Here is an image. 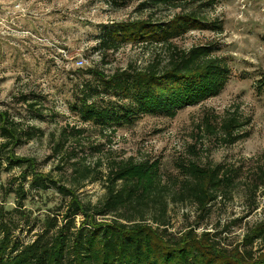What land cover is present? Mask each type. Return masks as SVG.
<instances>
[{"label": "rangeland", "instance_id": "374dc122", "mask_svg": "<svg viewBox=\"0 0 264 264\" xmlns=\"http://www.w3.org/2000/svg\"><path fill=\"white\" fill-rule=\"evenodd\" d=\"M139 2L0 0V109L11 108L23 127L41 130L36 137L23 139L14 150L19 156L35 158L40 171L51 172L67 183L69 165L61 163L60 155L56 157L53 150L58 140L65 139L61 155L75 153L73 158L90 167L100 159L98 168L102 172L113 160L141 163L149 174L160 173L170 186L169 194L172 184L183 178L181 166L220 163L225 169L235 170L236 175L227 191L219 190L220 196L207 217L200 220L191 203L168 200L166 231L179 236L194 226L197 234H217L224 246L233 247L264 218L263 185H258L253 195L255 180L264 173V0H216L206 13L219 28L190 30L173 40L183 50L209 46L210 54L223 64L216 94L169 115H140L133 124H115L102 133L97 126L79 119L80 92L94 87L96 79L91 73L77 72V68H96L105 75L142 70L164 63L169 55L166 46L142 42L121 43L116 50H97L99 38L112 24L147 16L164 21L171 14L166 7L143 9ZM20 92H33L41 96L39 100L44 96L45 112L33 115L24 108L19 110L11 99ZM93 101L101 106L124 104L118 97L110 99L101 93L94 95ZM228 116L242 124L240 139L230 145L222 141L219 128L222 118ZM206 124L214 131H209ZM72 128L83 131L69 133ZM62 131L65 138L60 139ZM95 146L98 150L93 149ZM58 165L63 168L57 169ZM5 166L3 163L0 167V186L14 188L17 183H12V178L20 168ZM24 187L23 208L28 218L20 219L12 213L19 220L13 235L27 243L40 232L41 220L47 214L65 210L67 199L53 187L45 191L28 190V183ZM2 188L0 206L9 211L15 206L14 195L5 194ZM77 192L84 201L95 203L103 197L105 188L101 181L86 182ZM253 199L259 205L250 211ZM152 212L150 209L147 216ZM81 219L77 216L76 223ZM259 248L264 250L256 242L253 250Z\"/></svg>", "mask_w": 264, "mask_h": 264}, {"label": "trees", "instance_id": "16d2710c", "mask_svg": "<svg viewBox=\"0 0 264 264\" xmlns=\"http://www.w3.org/2000/svg\"><path fill=\"white\" fill-rule=\"evenodd\" d=\"M215 3L216 0H140L138 5L143 9L166 7L171 14L164 21L147 16L105 28L97 50H116L121 43L142 42L166 46L169 55L164 63L142 70H119L105 75L96 68H77V72L91 73L96 79L94 87L80 92L77 111L81 122L95 125L103 133L115 124H133L140 115H169L216 94L223 64L210 54L209 46L183 50L173 44L174 39L190 30L219 28L206 13ZM100 93L110 99L118 97L124 104L98 105L93 99ZM39 97L33 92H20L11 100L19 110L24 108L33 115H42L46 110L45 97L42 100ZM16 117L11 108L0 109V167L5 163V167L20 168L19 174L12 178V183H17L14 188L0 186L5 194L14 195L15 203L9 211L0 206V264H264V250L259 248L258 253L253 250L256 242L264 247V218L230 248L221 243L217 234L208 231L197 234L194 226L179 236L166 231L168 200L191 203L202 220L220 196L219 190L227 191L233 184L235 170L225 169L220 163L185 164L181 166L183 178L173 182V192L169 194L170 186L163 182L160 173L149 174L141 163L113 160L102 172L98 168L102 165L100 159L90 167L73 158L75 153L61 155L64 139L58 140L53 150L56 157L60 155L61 163L69 165L66 183L51 172L40 171L35 158L15 152L23 139L41 133L34 126L23 127ZM241 126L234 116L222 118L219 124L222 141L230 145L240 139ZM206 127L214 131L209 124ZM82 131L72 128L69 133L78 135ZM64 133L60 139L65 138ZM95 181L103 183V197L95 203L84 201L78 189ZM26 183L28 190L55 188L67 199V204L62 212L47 214L41 220L40 232L31 242L23 243L14 238L19 220L12 213H17L20 219L28 218L23 208ZM258 185L264 187L263 172L255 180L253 195ZM261 202L264 213V189ZM251 204L250 211L259 205L254 199ZM150 209L153 212L147 216ZM110 215L113 218L106 220ZM77 216L82 218L78 223Z\"/></svg>", "mask_w": 264, "mask_h": 264}]
</instances>
